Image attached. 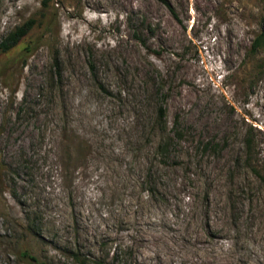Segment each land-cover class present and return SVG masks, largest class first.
Here are the masks:
<instances>
[{
  "label": "rangeland",
  "instance_id": "374dc122",
  "mask_svg": "<svg viewBox=\"0 0 264 264\" xmlns=\"http://www.w3.org/2000/svg\"><path fill=\"white\" fill-rule=\"evenodd\" d=\"M167 2L0 0V264H264V0Z\"/></svg>",
  "mask_w": 264,
  "mask_h": 264
},
{
  "label": "trees",
  "instance_id": "16d2710c",
  "mask_svg": "<svg viewBox=\"0 0 264 264\" xmlns=\"http://www.w3.org/2000/svg\"><path fill=\"white\" fill-rule=\"evenodd\" d=\"M48 0H43L44 3H46ZM162 2H164L170 9L172 12L173 9L171 7V5L167 2V0H160ZM34 24V20L33 19H29L17 26L14 27L13 30H11L4 38L3 40L0 42V50L1 51H7L8 49H10L11 47L15 46L20 40L21 38L26 35V33L32 28ZM262 47L264 49V30L260 31L259 33L255 34L254 39L252 40V48L256 49V48H260ZM25 50L28 51L30 50L27 47H25ZM164 109L160 106L158 107V114H157V119L159 121V123L161 124H165L164 121ZM167 143L165 142L160 146V153L164 154L167 151ZM246 145L247 147L250 145V140L246 139ZM31 259H35L34 257H30ZM74 258H78V254H74ZM81 264H84V262L81 260L80 261ZM97 264H112L110 262H107L105 260H98Z\"/></svg>",
  "mask_w": 264,
  "mask_h": 264
}]
</instances>
